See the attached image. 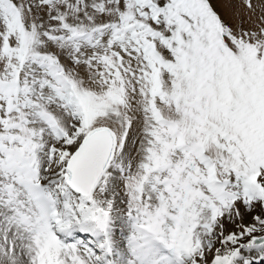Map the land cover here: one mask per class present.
Returning a JSON list of instances; mask_svg holds the SVG:
<instances>
[{
	"label": "snow or ice",
	"instance_id": "snow-or-ice-1",
	"mask_svg": "<svg viewBox=\"0 0 264 264\" xmlns=\"http://www.w3.org/2000/svg\"><path fill=\"white\" fill-rule=\"evenodd\" d=\"M0 264H264V0H0Z\"/></svg>",
	"mask_w": 264,
	"mask_h": 264
}]
</instances>
